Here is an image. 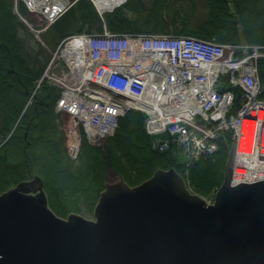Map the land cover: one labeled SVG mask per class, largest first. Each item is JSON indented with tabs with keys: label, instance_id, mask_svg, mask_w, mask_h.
<instances>
[{
	"label": "trees",
	"instance_id": "16d2710c",
	"mask_svg": "<svg viewBox=\"0 0 264 264\" xmlns=\"http://www.w3.org/2000/svg\"><path fill=\"white\" fill-rule=\"evenodd\" d=\"M170 4L169 0H129L124 7L105 14V21L113 32L157 33L173 27L177 33L221 42L264 43V0H206V18L195 23L189 14L183 15L182 29L166 13ZM19 8L26 13L21 2ZM87 24L91 30H101V16L90 0H76L53 26L56 46L66 36L84 31ZM21 26L25 24L14 12V0H0V194L40 175L51 208L66 216L83 206L93 211L109 171L131 185L142 183L159 169L185 173L186 165L170 152L151 147L144 116L137 112L121 119L115 136L103 147L88 142L83 132L80 160L73 161L56 112L61 89L44 81L27 106L51 55L44 47L26 42L20 36ZM260 71L264 80V60ZM229 150L226 135L219 140L216 153L189 167V179L197 192L209 195L223 184Z\"/></svg>",
	"mask_w": 264,
	"mask_h": 264
},
{
	"label": "water",
	"instance_id": "95a60500",
	"mask_svg": "<svg viewBox=\"0 0 264 264\" xmlns=\"http://www.w3.org/2000/svg\"><path fill=\"white\" fill-rule=\"evenodd\" d=\"M236 155L237 140L214 204L159 170L134 189L107 185L97 222L56 217L43 181L22 182L0 195V264H264V175L234 184Z\"/></svg>",
	"mask_w": 264,
	"mask_h": 264
},
{
	"label": "built area",
	"instance_id": "2783aa9c",
	"mask_svg": "<svg viewBox=\"0 0 264 264\" xmlns=\"http://www.w3.org/2000/svg\"><path fill=\"white\" fill-rule=\"evenodd\" d=\"M21 1L35 19L44 22L42 23L43 27L35 29L38 33L46 30L50 25V20L54 21L59 16L58 11L63 14L73 4L70 0ZM127 1L121 0L118 7L125 5ZM119 33L109 30L104 22L100 32H81L70 35L61 41L58 49V51L62 49L58 54L62 58V66H67L76 59H82V52L87 51L91 54L89 55L91 57L90 62L94 68L93 84L86 85L87 78L86 80L82 79L79 89L74 87L76 84L74 77L59 76L56 71L49 77L50 82L62 86H64V81H73V84L68 88L64 86L63 96L57 102V110H62L70 117H74L72 119L76 122V125L67 127V141L73 157L78 158L80 143L82 142L79 123L85 128V131L88 128L86 134L91 141L99 133L103 137H107L113 135L119 128L117 116L127 112L128 103H131L133 107L136 103L142 104L146 101L157 102L146 120L147 132L153 133L152 136H155L156 132H162L167 127L168 133L175 135L183 130L179 142L182 141L184 147L188 146L187 153L184 154L187 163L197 161L206 156L209 151L210 153L216 152L219 148V139L226 135L232 144L237 140L238 145L243 137L242 129L246 120L258 122L257 135L261 139L263 136L261 131L264 125L258 114L260 111H264V81L259 75V67L260 61L264 60V46L261 44L254 45L247 41H239L233 44H223L219 41L200 42L192 38L177 36L174 33H153L141 36L131 33L128 34L129 37L121 35L124 39H133L136 47H140V50L117 53L116 45L111 48L113 41L111 38L118 36ZM200 43L206 44L204 50L206 62L216 63L212 71L202 74L197 71L195 66L196 62L201 63L189 50L191 46L198 48ZM102 44L107 50L102 52L98 60L107 59L109 63L98 70L96 61L93 60L96 55L95 49ZM224 46H228L241 56L237 62L238 65L224 60ZM111 54L115 55L114 58L122 61V68H111ZM201 59L205 62L203 58ZM140 61H144L151 69H157L160 76L136 78L133 81L128 70H132L137 63L142 65L143 63H139ZM140 65H137V69ZM160 66L161 68H159ZM229 68L232 69L228 71ZM107 69L109 72H106ZM117 69H120L118 71H125L128 79L123 77ZM96 71L99 73L97 76L95 75ZM164 79L167 82L168 90L165 89V81H162L159 86L154 84L155 81L159 83ZM142 80H147V82L142 83ZM128 85L129 89L126 90ZM104 87H108L109 90H102ZM132 87H135L134 91L131 90ZM116 89H121L122 95L126 97L116 95L114 92ZM69 91L75 93H69ZM96 95L100 101H96ZM85 98L91 103L90 107L87 106V110L91 111L84 112L82 110L84 107L83 99ZM130 100L132 102H129ZM237 101L238 106L236 105ZM222 106H225L224 114L221 113ZM109 123L111 124L109 125ZM189 124L193 126L194 124H202L204 130L199 134H192L185 138L189 132L185 125ZM94 125H97V128ZM107 125V130L93 134V131L97 132ZM179 142L177 141L170 146H178ZM165 143L169 144L168 141ZM240 149L237 148V154ZM243 157V160L250 161L255 165L262 166L264 163L262 159L258 160L257 163L258 157L254 158V155H243ZM257 168L260 170V166ZM263 175L264 173L244 177L233 175L234 184L242 181L253 182L257 176Z\"/></svg>",
	"mask_w": 264,
	"mask_h": 264
},
{
	"label": "bare ground",
	"instance_id": "6f19581e",
	"mask_svg": "<svg viewBox=\"0 0 264 264\" xmlns=\"http://www.w3.org/2000/svg\"><path fill=\"white\" fill-rule=\"evenodd\" d=\"M92 1L95 4L96 9H97V11H98V13L100 14L101 17H103L106 12H111V11L119 8L120 6L118 7V4H120V2H121V0H92ZM15 10L16 9H14V12H15ZM64 14L65 13L62 14L61 11H58V15L59 16L54 21L50 20L49 30L51 28H53V26L55 25L56 21H58ZM88 27H89V25H88ZM91 31L92 30L89 27V29H85L84 28V31H81V32L90 33ZM31 32H32V35L36 39L38 38V40L41 42V44H45L44 39L41 38L42 37V33H38V32H36L34 30H32ZM116 33H119V32H116ZM131 33L135 34L137 36H141L143 34H153L155 32H130V33L129 32H120L118 36H115V37L111 38L114 41V42L113 41L111 42V48H113L116 45L117 53H123V52L129 51V50H133V52L139 51L140 47H136L137 45H135L133 39H124V37H123V35L125 37H129L128 34H131ZM73 34H75V33H73ZM73 34H71V35H73ZM121 34H123V35H121ZM175 34L177 36H180V37H183V38H192V39H195V40L200 41V42L217 41L215 38H204V37H200V36H197V35H194V34H190V33H177V32H175ZM219 43L233 44L235 42H221V41H219ZM60 44H61V41L58 43L56 48L53 50L54 52H53L50 64L48 62V64H49V65L47 64L48 67L46 66L43 74L40 77L37 78V80H36V88L32 92L27 106L32 104L33 98H34V96L36 94V90L42 85V83L44 81H48V82L50 81L49 77H51L52 74L55 73V69L62 62V58H60L58 56V54L62 51V49L60 51H58V49L60 47ZM252 44L256 45L255 43H252ZM261 45L264 46V43L261 44ZM205 48H206V44H203V43H200V46L198 48H195L194 46L189 47V50H191L194 53V56L197 58V61L199 63H201V64H198L197 62L195 63L197 71L199 73H201V74L203 72L212 71L215 68V65H216V63H207L206 60L204 59L205 58V55H204L205 54V52H204ZM95 50H96V55H95V59L93 61H96V64H97L96 67L99 70V69L103 68L104 65H107L109 63L107 59L98 60V57L102 54V52H106L107 49H104V46L102 44L98 48H96ZM82 55H83L82 59H76L71 64H69L67 66H62L56 71L57 75H59V76H63V77L70 76V78L74 77L76 79V84H75L74 87H76L77 89H79L81 87L82 79L86 80V78H87V84L86 85H89L90 83L93 84V82H94V76H93L94 68L92 67V64L90 62L91 61V57L89 56L91 54L88 53L87 51H84V52H82ZM114 56L115 55H113V54L110 55V60H111V64H112L111 68L112 69H114V67L122 68L121 67V66H123L122 61L117 59V58H114ZM201 58H203L205 60V62L202 61ZM223 58H224L225 61L234 64V63H237L239 61V59H241V56L237 52H235L233 49L229 48L228 46H224ZM139 63H141V64L143 63V64L140 65V64L137 63V65H140V67L138 69H137V65H134L132 70L131 69L128 70V73L131 75L133 81H135L136 78L143 79L145 77H151V76H154V75L160 76V73H159V71L157 69L149 68L144 61H140ZM237 65H238V63H237ZM159 68H161V66ZM231 69L232 68H229L228 71H230ZM118 70H120V69H117V71ZM106 72H109V69H107ZM118 72H121L122 76L128 79L127 74L125 73V71H118ZM98 74H99L98 71H96L95 75L97 76ZM259 75L261 77L260 67H259ZM162 81L166 82V80L164 79V80H161V82H159V83H158V81H155L154 84L156 86H159L162 83ZM141 82L142 83H146L147 80H142ZM71 84H73V81H71V82L64 81V83H63V85L66 86L67 88H68V86H71ZM64 86L58 85V87L60 89H62L58 100L63 96ZM128 89H129V85L126 87V90H128ZM165 89L168 90L167 82H166ZM102 90H109V89H108V87H104ZM131 90L134 91L135 87H132ZM64 91L66 92V90H64ZM72 92H74V91H69V93H72ZM114 92H115L116 95H121L122 97H126V96L122 95L123 91L121 89H116V90H114ZM66 94H67V92H66ZM162 94L164 95V92ZM164 99H166V98H164ZM83 100H84V107H82V110L84 112L85 111H91V110H87V106H89V107L91 106L90 101L88 99H86V98L83 99ZM96 101H100V99H99V97L97 95H96ZM129 102H132V101L130 100ZM180 102L182 103V101H180ZM128 104H129V106L127 108V112L125 114L122 113V114H119L117 116L118 125H120V121L125 115H127L128 113H133V112L140 113V114H142L144 116V125H145L146 120L148 119L149 115L151 114V112H152L154 106L157 104V102L151 103V101H146V102H144L142 104L141 103H136L135 106H133V107H132L131 103H128ZM224 111H225V106H222L221 113L224 114ZM56 112L60 114V119H61V116L64 115V114L69 116L68 114H66L62 110H56ZM258 116H259V119L263 120L262 122H263V125H264V111H260ZM72 118H74V117H70V119H72ZM225 119H228V118L225 117ZM110 124L111 123H109V125ZM94 126L97 128V125H94ZM202 126H204V125H202V124H198V125L194 124V126L192 124L185 125V128L186 129L188 128V130H189V132H188V134L186 135L185 138H188L192 134L201 133L204 130L202 128ZM196 127H198V128H196ZM257 127H258V122L256 120H246L245 123H244V127L242 129L243 137H242L241 142L238 143V145H237V148H241L240 149L241 151L239 150L238 154L236 155V159L238 161V164L235 166L236 168H235V174L234 175H236V177H239V176L240 177H244L246 175L254 176V174L257 175L258 173H264V165H263L264 163L261 166V165H255V164H253L250 161L243 160V158H244L243 155L244 156H246V155H254L255 156L254 158L258 157L257 160H256L257 163L259 162L258 160H260V159L264 160V126H263L262 131H261V133L263 134L261 139L257 135V130H258ZM61 128L64 130L65 140H66L68 138V128L65 129L64 128V124H63V127L61 126ZM79 129H80L81 133L84 132V135H85L86 139L88 140V142H90L91 144L97 145V146H101V147L105 146L106 143H107V139L110 138V137L115 136V133H116L115 132L113 135H109L107 137H103L102 134L99 133V132L107 130L108 129V125H107L103 129L100 128L97 132L93 131V134H96V133H99V134L97 135V137H95L91 141L88 138L87 134H86V131H87L88 128H86V131H85V128L82 126L81 123H79ZM146 129L147 128L145 127V133H146L147 136L150 137V140H149L150 141V145H151V147L154 150H157L159 152H170L171 155H173L175 158H176V155L179 153V151H182L183 155L185 153H187L186 149L188 148V146L184 147L182 141L179 142V139H180L181 135L183 134V130H180L175 135H170L171 133H168V128L166 127V128L163 129L162 132H156L155 136H152L153 133H148ZM83 139H84V137L82 136L81 137V141H83ZM165 141H168L169 144L168 143L164 144ZM177 141L179 142L178 146H172V147L170 146L172 144H175ZM233 145L234 144H232V142H230L229 154L231 153ZM66 148L68 150V154H69L70 158L73 161H75L76 163H78L79 160H80V155H81V151H82V142L80 143V150H79L78 158H75V157L72 156V153L69 150L70 148H69V142L68 141L66 142ZM216 152L210 153V151H209V152H207L206 157H209L210 155H213ZM258 153H259V155H258ZM200 159L201 158H199L197 161H199ZM197 161L195 160L192 163H187V161L185 159L184 164L186 165V167H185V173H183V174L178 172L175 168H171V169H174L183 178L185 188L189 191L190 195L196 196V197H199V198L203 199L205 201V204L207 206H209L210 204H214L215 203L217 191L224 184L225 177H224L223 184L219 188H217L216 190L211 192L209 195L200 194L194 188V186L192 185V183H191V181L189 179V171H190L189 167L192 164H194L195 162H197ZM226 165H227V163H226ZM257 166H260V170H258ZM171 169H159V170L167 172V171H170ZM159 170H156L155 173L151 177L146 178V180H144L142 183H140V184H138L136 186L135 185H131L128 181H126L124 179L123 176H121V175H118V176H119V178H120L122 183H125L126 186H128L129 188H133L134 189V188H137V186H140V185L144 184L145 182H148V181L152 180L155 177L156 172H158ZM37 176L43 181V183H45L43 178L40 175H35L34 177H32L30 179L22 180L18 184H21L22 182H30L33 179H35ZM160 177L161 176H159V178ZM258 177L259 176H257V178ZM162 180L163 179L161 177V179H159V181L162 182ZM108 182L109 181H107V183L105 185V188L102 191V193L108 189V186L118 187V185H119V184L114 185V183H111V182H109V185H108ZM248 183H251V182H248ZM18 184H17V186H18ZM7 192L8 191H4L0 195H3L4 193H7ZM38 193L39 192H37V194ZM102 193H101V196L99 198V201L97 202V204L95 205V207L93 209V212L95 214V219L89 220V219L84 217L85 219H87L89 221H94V222L98 221L96 210H97V206L100 203V200H101V197H102ZM23 194L32 195V196H35L36 198L39 197V196H37V194H35L32 191L31 192H23ZM214 194H215V198L212 197ZM35 201H37V200L35 199ZM46 204L51 209V211L56 214L55 216L58 217V218H61V219L68 220L70 215H80V214H76V213H70L67 216L58 214L54 209L51 208L48 196H47V203Z\"/></svg>",
	"mask_w": 264,
	"mask_h": 264
},
{
	"label": "rangeland",
	"instance_id": "374dc122",
	"mask_svg": "<svg viewBox=\"0 0 264 264\" xmlns=\"http://www.w3.org/2000/svg\"><path fill=\"white\" fill-rule=\"evenodd\" d=\"M144 1L149 3L151 0H144ZM169 1H170L171 4H170V7L167 9L168 11L166 10V13H168V15L172 16L173 19H176V20H174V22H176L178 24V26L180 27L178 29H182L181 28L182 27V18L186 14H189L190 17L196 21L195 23H198V22L204 20V18H206V15H207L206 0H169ZM16 2H17V0H14V9H16L15 13L18 15L19 19L22 20V18H21L22 16H20L17 13L18 11L19 12H21V11L19 9L18 2H17V6L18 7L16 6ZM93 5H94V3H93ZM129 14L133 15V13L130 12V11H129ZM27 16H28V14H27ZM29 18H30V16H29ZM42 23H44V22H41V24H40L41 27L44 26V25H42ZM85 29H89L88 25L85 26ZM173 29H174L173 27H170L169 31L175 32L174 30H176V29H174V30ZM31 31H32V28L27 26V24L25 23V26H21V28H20V36L23 37L26 42L31 44L32 47H38L39 45L44 47L46 49V51L51 55L50 61H49V64H50L51 59H52L51 50H54L56 48V42H55V39H54L55 28H51L50 30H48L47 32L45 31L42 34L41 38L44 39V41H45V43L47 45L41 44V42L38 40V38L36 39L32 35ZM95 31H98V30L93 29V31H91V32H95ZM243 41H245V40H243ZM60 67H62L61 63L57 66L55 71H57ZM60 121H61L62 127H63V124H64V128L65 129H67L68 126L76 125V122L74 120L70 119V117L65 115V114L61 116ZM176 158H177V160L180 163H184V161H185V158H184V155H183L182 151H179V153L176 155ZM108 181L111 182V183H114V185L123 184L121 182L119 176L114 174V173H112L111 171H109ZM109 182H108V185H109ZM16 187H17V185H13V186L7 188L5 191H9V190L14 189ZM212 197L215 198V194ZM72 213L80 214L82 217H85V218H87L89 220L95 219L94 212L88 210L84 206H83V208L80 211L72 212Z\"/></svg>",
	"mask_w": 264,
	"mask_h": 264
}]
</instances>
